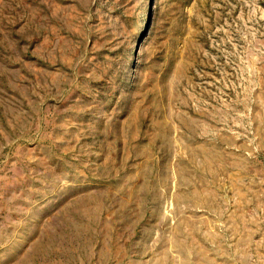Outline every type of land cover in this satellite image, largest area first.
<instances>
[{
  "label": "rangeland",
  "instance_id": "1",
  "mask_svg": "<svg viewBox=\"0 0 264 264\" xmlns=\"http://www.w3.org/2000/svg\"><path fill=\"white\" fill-rule=\"evenodd\" d=\"M0 264H264V0H0Z\"/></svg>",
  "mask_w": 264,
  "mask_h": 264
}]
</instances>
